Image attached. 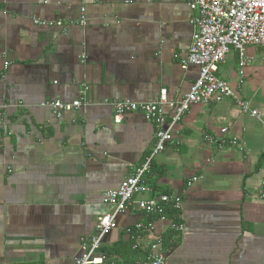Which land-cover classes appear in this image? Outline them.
Here are the masks:
<instances>
[{
  "label": "crops",
  "instance_id": "1",
  "mask_svg": "<svg viewBox=\"0 0 264 264\" xmlns=\"http://www.w3.org/2000/svg\"><path fill=\"white\" fill-rule=\"evenodd\" d=\"M188 1L0 0V264H75L113 212L106 193L143 163L155 126L141 112L115 122L111 102L179 101L189 91L200 70L183 67L195 31ZM245 55L253 61L242 76L234 49L217 74L260 118L233 98L192 105L145 176L155 189L144 198L182 202L185 230L169 264H264V50ZM80 97L90 104L61 115L41 105ZM153 217L120 214L102 250L149 221L134 243L164 238L171 220Z\"/></svg>",
  "mask_w": 264,
  "mask_h": 264
},
{
  "label": "built area",
  "instance_id": "2",
  "mask_svg": "<svg viewBox=\"0 0 264 264\" xmlns=\"http://www.w3.org/2000/svg\"><path fill=\"white\" fill-rule=\"evenodd\" d=\"M188 6L193 13L191 23L195 31L183 67L186 69L189 65L197 66L200 70L199 76L179 101H169L163 93L157 101L139 103L130 99H120L111 102L117 123L131 112H141L144 119L155 126V141L143 163L136 167L117 189L106 193L108 202L113 206V212L101 216L94 228V234L83 239L81 253L76 257L75 264H123L120 256H108L103 252V239L107 233L117 228L118 216L131 210L141 211L149 218L157 216L165 219L167 217L164 209L166 206H171L180 212L178 222L170 218V229L178 233L184 232L185 224L180 199L170 194L151 198H144L143 195L152 192V186L145 176L150 172L154 159L173 142L175 126L190 111L192 105L219 103L233 98L243 113L260 118L259 111L251 108L248 102L237 98L230 84L217 73L220 64L227 60L233 49L239 53L241 76L246 65L253 61V57L245 55L246 49L255 46L264 50V0H189ZM86 20L85 9L82 8L78 22L85 25ZM57 24L62 23L57 22ZM89 104L88 100L80 97L73 102L52 100L45 101L41 105L61 115ZM165 105H169L173 110L171 116L167 113ZM223 131L226 132L225 129ZM205 139L210 143L214 141L209 135H206ZM222 143H219L220 147ZM231 144L236 146L239 143L237 140H232ZM199 179L198 176L193 177L189 181V186ZM258 195L264 199V180ZM147 227L152 228V221L146 225L137 224L128 228L127 232L135 239L138 233ZM133 248L139 250L134 264H169L166 255L168 248L165 247L163 238H157L145 248L140 244H135Z\"/></svg>",
  "mask_w": 264,
  "mask_h": 264
},
{
  "label": "trees",
  "instance_id": "3",
  "mask_svg": "<svg viewBox=\"0 0 264 264\" xmlns=\"http://www.w3.org/2000/svg\"><path fill=\"white\" fill-rule=\"evenodd\" d=\"M164 194L169 193L165 192ZM164 212L167 218H174L178 222V215L180 212L179 210H175L171 206H166ZM155 218H157V216L153 217L152 220H155ZM178 235L179 233L174 230L167 232V234L163 238L165 247L170 248L174 246L177 243ZM134 245L135 243L132 238L128 241L121 240L120 242L114 244L112 247L103 248V252L108 256H120L123 260V264H134L136 256L139 255V250L134 249Z\"/></svg>",
  "mask_w": 264,
  "mask_h": 264
}]
</instances>
